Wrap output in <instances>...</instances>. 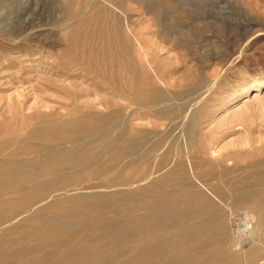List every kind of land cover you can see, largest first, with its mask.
Masks as SVG:
<instances>
[{
  "label": "rangeland",
  "instance_id": "1",
  "mask_svg": "<svg viewBox=\"0 0 264 264\" xmlns=\"http://www.w3.org/2000/svg\"><path fill=\"white\" fill-rule=\"evenodd\" d=\"M126 17L127 28L123 23ZM130 31L142 39L165 85L137 59ZM67 37L70 39L65 40ZM142 81L159 86L164 100L158 107L173 108L174 114L138 106L144 91ZM22 96L20 108L16 101ZM8 99L12 108L7 106ZM88 100L96 102L97 111L103 113L108 111L109 101L115 103L127 127V138L146 131V149L141 148V156H127L128 180L161 167L153 177L168 176L165 188L187 195L183 205L192 206L187 222L198 221L202 213L223 214L225 223L219 232L223 255L217 263L207 260L205 264H255L248 262L251 252L256 253V261L264 256V208L235 196L254 187L252 174H259L257 178L264 181L260 176L264 174V148L258 142L264 138V0H0V137L11 139V144L2 146L1 157L9 156L15 140L29 128L75 116ZM189 129L193 132L190 136ZM130 141L127 139V145ZM23 151L17 158L36 154ZM132 159L133 164L129 162ZM178 161L182 166L175 171ZM173 173L186 184L173 185ZM7 184L1 181L0 191ZM9 195L3 193L1 198ZM49 198L34 205V213L29 215L45 211V216L61 224L74 225L55 211L43 209ZM221 201H229L233 212L251 210L257 215L260 245L232 244L234 225L227 223L228 205ZM23 216L16 223L23 221ZM73 228L77 229L74 239L85 234L78 224ZM4 231L0 229V234ZM18 231L0 243L15 247L20 242ZM193 244L201 254L206 249L200 240ZM128 253L122 258L128 259Z\"/></svg>",
  "mask_w": 264,
  "mask_h": 264
},
{
  "label": "bare ground",
  "instance_id": "2",
  "mask_svg": "<svg viewBox=\"0 0 264 264\" xmlns=\"http://www.w3.org/2000/svg\"><path fill=\"white\" fill-rule=\"evenodd\" d=\"M122 17L124 18V16ZM123 23L127 28V17ZM74 32L76 33V31ZM130 32L134 39L132 41H135L137 45V59L142 65L145 63L153 77L165 85L159 72L152 64L153 61L150 60L142 39L132 31ZM124 38L122 36V39ZM78 40L77 42H79ZM140 84L144 87V91H141L143 94L138 98V106L148 107L161 114L171 115L174 112L173 108L158 107L164 100L159 86L143 81ZM24 99L25 96H22V99L18 98L16 101L20 108L23 107ZM86 102L88 103L86 104ZM8 103L7 106L12 108L11 99ZM110 103L109 101L108 111L103 113L97 111L96 108L99 105L96 106V102L89 103L88 100L85 101L84 109L75 116L56 121V123L42 122L29 128L24 136L15 140V148L10 150L9 156L6 157H1L2 146L11 139H1L0 137V183L3 180L9 183L3 185L0 191V229L5 230L4 233H1L2 235L0 234V240L8 238L18 230L22 231V233L18 231L16 234L21 233L18 238L20 242L15 247L0 243V263L6 261L10 264H205L207 260L212 263L220 261L223 255L221 248L223 238L219 232L225 223L223 214L202 213L203 215L198 221L187 222L186 220L192 214V206L183 205L187 195L168 191L165 188V184L169 181L168 176L153 177V174L157 173L161 167L144 175L141 171L142 173L135 180L127 179V156H132V158L141 156V148H145L143 145L146 131H139L138 135L127 138V127L122 121L123 119L121 120L120 109L115 107V103ZM98 104L103 105L99 102ZM5 133L7 134V131ZM187 134L192 135V129L187 130ZM136 137L141 139L137 140ZM127 139L131 140L128 145ZM258 142L260 148H264V138L258 139ZM244 143L247 144L249 141L245 140ZM149 145L151 146V144ZM27 150L32 153L35 151V156L29 157L31 155L29 154L28 157L17 158V154L22 151L29 153L26 152ZM5 154L7 155L8 152ZM161 158L163 159V157ZM132 161L134 159L129 162L132 163ZM181 166L179 161L176 162L174 170L176 171ZM139 169L141 170L142 167ZM256 174H252L254 179L250 182L254 187L252 186L253 188L249 190L242 189L235 196L243 202L249 201L248 203H259V205L261 203V207L264 208V186L261 187L264 181L262 178H257L259 174ZM172 176L173 185L176 187L186 184L184 178L175 176L174 173ZM260 176L262 177L264 174L262 173ZM83 181L88 183L77 187ZM94 181L93 184L89 183ZM195 181L214 196L212 191L200 180L195 179ZM3 193H9L11 196L9 195L8 199H3L1 198ZM47 198L49 199L43 205V209L55 211L73 222L74 225L78 224L79 230L85 234L74 239L73 233L77 229L73 228L72 223L61 224L55 219L45 216L43 214L45 211L29 215L34 209V205ZM221 203L224 206L228 205L227 223L231 227L234 225L232 244L236 247L239 245L243 247L260 245L257 215L251 210L233 212L229 201H221ZM205 205L210 206L209 203ZM22 216L21 224L16 223ZM31 236H34L32 240L29 239ZM196 240L207 245H205L206 249L202 254L195 249L193 242ZM43 248L48 249L41 252L42 254L34 255L36 251ZM127 252L130 256L128 259H123L122 256L127 255ZM255 261L256 253L251 252L248 257L249 263L264 264V256ZM245 263L247 264V262ZM232 264L235 263L232 262Z\"/></svg>",
  "mask_w": 264,
  "mask_h": 264
}]
</instances>
